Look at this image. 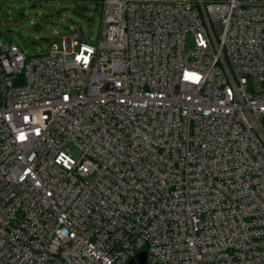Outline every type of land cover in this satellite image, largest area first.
I'll use <instances>...</instances> for the list:
<instances>
[{"label":"built area","instance_id":"built-area-1","mask_svg":"<svg viewBox=\"0 0 264 264\" xmlns=\"http://www.w3.org/2000/svg\"><path fill=\"white\" fill-rule=\"evenodd\" d=\"M102 7L0 44V264H264V0Z\"/></svg>","mask_w":264,"mask_h":264},{"label":"rangeland","instance_id":"rangeland-1","mask_svg":"<svg viewBox=\"0 0 264 264\" xmlns=\"http://www.w3.org/2000/svg\"><path fill=\"white\" fill-rule=\"evenodd\" d=\"M103 0H0V44H14L32 57L63 49L62 38L81 32L89 44L98 42ZM193 39L188 38L191 47ZM75 158L79 154H73Z\"/></svg>","mask_w":264,"mask_h":264},{"label":"water","instance_id":"water-1","mask_svg":"<svg viewBox=\"0 0 264 264\" xmlns=\"http://www.w3.org/2000/svg\"><path fill=\"white\" fill-rule=\"evenodd\" d=\"M131 264H147V255L142 252L137 255L131 262Z\"/></svg>","mask_w":264,"mask_h":264}]
</instances>
